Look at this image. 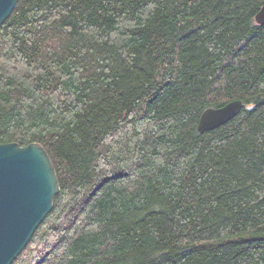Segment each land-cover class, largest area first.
<instances>
[{
	"label": "trees",
	"instance_id": "16d2710c",
	"mask_svg": "<svg viewBox=\"0 0 264 264\" xmlns=\"http://www.w3.org/2000/svg\"><path fill=\"white\" fill-rule=\"evenodd\" d=\"M263 4L16 1L0 143H40L59 192L11 264H264Z\"/></svg>",
	"mask_w": 264,
	"mask_h": 264
},
{
	"label": "water",
	"instance_id": "95a60500",
	"mask_svg": "<svg viewBox=\"0 0 264 264\" xmlns=\"http://www.w3.org/2000/svg\"><path fill=\"white\" fill-rule=\"evenodd\" d=\"M17 0H0V26ZM264 24V4L254 16ZM244 107L241 99L202 111L197 131L223 125ZM59 183L52 161L38 142L20 146L0 143V264H11L29 242L37 226L52 208Z\"/></svg>",
	"mask_w": 264,
	"mask_h": 264
}]
</instances>
